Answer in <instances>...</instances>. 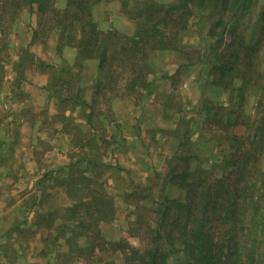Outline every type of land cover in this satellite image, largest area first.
Returning a JSON list of instances; mask_svg holds the SVG:
<instances>
[{
	"label": "trees",
	"instance_id": "16d2710c",
	"mask_svg": "<svg viewBox=\"0 0 264 264\" xmlns=\"http://www.w3.org/2000/svg\"><path fill=\"white\" fill-rule=\"evenodd\" d=\"M58 1L0 0V32L25 10L36 13L33 40L48 43L56 34L60 51L76 49L74 64L80 69L86 60H98L93 92L96 100L98 95L109 102L111 112L116 101L136 103L153 91V61L165 52H182L184 60L169 79L185 67L189 71V66L208 65L207 77L216 93L228 92L225 102L213 94L202 100L204 120L214 127L212 139L221 147L219 166L224 172L218 173L210 158L200 159L190 130L168 129L166 138L178 139V145L161 156V167L154 165L146 180L134 181L126 191L134 218L119 239L111 240L104 236L102 223L115 217L116 199L104 173L97 172L98 159L87 144L86 168L79 173L74 169L83 161L78 159L61 168L69 203L39 211L31 223L48 227L45 249L55 253L44 264H116L117 253L123 264H264V0L255 16L250 12L257 0H112L119 1L121 13L134 22L132 29L101 28L94 10L103 0ZM201 12H206L208 45H182L184 32ZM19 62L23 66L22 57ZM74 64L66 60L59 68L49 65L69 73ZM68 84L66 80L63 85ZM59 92L54 94L57 101H71L72 110L86 104L87 124L98 129L93 122L99 112L96 100L90 103L79 93ZM50 175L51 170L43 182ZM25 230L15 222L11 234L18 238ZM174 254L176 263L170 260Z\"/></svg>",
	"mask_w": 264,
	"mask_h": 264
},
{
	"label": "rangeland",
	"instance_id": "374dc122",
	"mask_svg": "<svg viewBox=\"0 0 264 264\" xmlns=\"http://www.w3.org/2000/svg\"><path fill=\"white\" fill-rule=\"evenodd\" d=\"M262 2L257 0L251 16L258 13ZM58 4L64 2L59 0ZM94 12L103 29L111 25L135 27L121 13L119 1L103 0ZM205 14H196L191 20L180 40L182 45L206 48L209 38ZM37 24L38 15L25 10L11 27L0 32V264H44L54 257L55 251L45 249L47 225L31 223L40 217L39 211L69 203L68 190L62 186L65 172L61 168L74 159L83 160L74 167L78 173L86 168L87 144L91 145L89 152L98 159L97 172L104 173L101 176L106 187L116 199L115 217L102 223L104 236L111 240L119 239L134 218V206L124 197L126 191L135 182L146 180L154 165L161 167V156L178 145V139L174 138V142L173 138H166L168 129L190 130L192 147L200 159L210 158L212 167L220 174L224 172L219 166L221 147L212 139L214 127L204 120L202 100L213 94L225 102L228 92L216 93L207 77L208 65L189 66V71L185 67L174 78H163L158 92L146 91L143 97L136 98V103L129 101L123 105L122 100L116 101L111 112L109 102L98 95L96 100L93 92L94 79L99 75L98 60L88 59L80 69L74 64L76 49L60 51L56 34L48 43L33 40ZM180 53L169 51L154 58V68H176L175 59L181 57ZM21 57L23 66L19 64ZM66 60L74 64L69 73L57 72L49 65L59 68ZM65 79L72 86L63 85ZM59 91L63 96L79 93L82 100L90 103L96 100L101 116L98 112L93 122L98 129L94 131L87 124L86 104L75 105L72 110L71 101H57L54 94ZM252 102L251 98L246 110L252 109ZM50 170L49 179L43 182L44 174ZM169 190L172 195L177 193L175 187ZM15 222L26 226L18 238L11 234ZM36 229L38 233L34 232ZM114 256L116 264L124 263L121 253ZM176 256L172 255L170 260L178 262Z\"/></svg>",
	"mask_w": 264,
	"mask_h": 264
},
{
	"label": "crops",
	"instance_id": "0c3cea01",
	"mask_svg": "<svg viewBox=\"0 0 264 264\" xmlns=\"http://www.w3.org/2000/svg\"><path fill=\"white\" fill-rule=\"evenodd\" d=\"M184 62V60H183V58L182 57H180L179 56V59H175V63L174 64H176V68H174V69H164V68H157L156 70H155V73L152 75V77L154 78V84H153V87H154V89H153V91H151L152 93L153 92H158V90H159V83L161 82L162 83V79L163 78H168L167 77V75H172V74H174V73H176L177 72V69H178V67H179V65L181 64V63H183ZM175 71V72H174ZM169 80V79H168ZM167 81V80H166ZM165 81V82H166ZM166 127H170V126H166Z\"/></svg>",
	"mask_w": 264,
	"mask_h": 264
}]
</instances>
